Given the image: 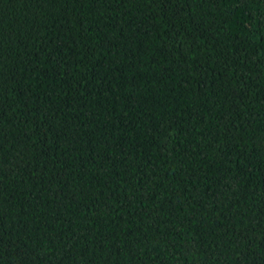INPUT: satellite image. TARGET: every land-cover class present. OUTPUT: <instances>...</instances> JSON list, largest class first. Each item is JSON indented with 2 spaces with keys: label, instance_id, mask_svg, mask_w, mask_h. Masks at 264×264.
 <instances>
[{
  "label": "trees",
  "instance_id": "trees-1",
  "mask_svg": "<svg viewBox=\"0 0 264 264\" xmlns=\"http://www.w3.org/2000/svg\"><path fill=\"white\" fill-rule=\"evenodd\" d=\"M0 264H264V0H0Z\"/></svg>",
  "mask_w": 264,
  "mask_h": 264
}]
</instances>
